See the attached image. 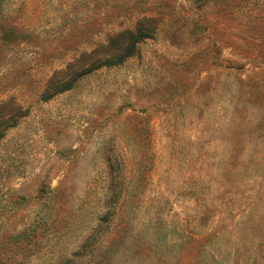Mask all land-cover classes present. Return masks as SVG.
Wrapping results in <instances>:
<instances>
[{"label": "rangeland", "instance_id": "1", "mask_svg": "<svg viewBox=\"0 0 264 264\" xmlns=\"http://www.w3.org/2000/svg\"><path fill=\"white\" fill-rule=\"evenodd\" d=\"M0 264H264V0H0Z\"/></svg>", "mask_w": 264, "mask_h": 264}, {"label": "trees", "instance_id": "2", "mask_svg": "<svg viewBox=\"0 0 264 264\" xmlns=\"http://www.w3.org/2000/svg\"><path fill=\"white\" fill-rule=\"evenodd\" d=\"M151 33L152 31H150L149 28H145L143 25H140L134 32H127V45L123 49L122 53L114 59L115 61L102 62V66H115L116 64H118V62H122L124 59L130 58L135 51L136 46L143 41L150 39Z\"/></svg>", "mask_w": 264, "mask_h": 264}]
</instances>
